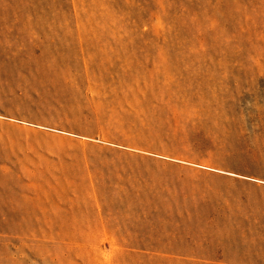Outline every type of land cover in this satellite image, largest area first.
Wrapping results in <instances>:
<instances>
[{"label": "rangeland", "instance_id": "1", "mask_svg": "<svg viewBox=\"0 0 264 264\" xmlns=\"http://www.w3.org/2000/svg\"><path fill=\"white\" fill-rule=\"evenodd\" d=\"M0 264H264V0H0Z\"/></svg>", "mask_w": 264, "mask_h": 264}]
</instances>
